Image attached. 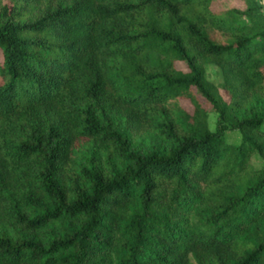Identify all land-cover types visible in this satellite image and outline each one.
Returning a JSON list of instances; mask_svg holds the SVG:
<instances>
[{"label":"trees","instance_id":"obj_1","mask_svg":"<svg viewBox=\"0 0 264 264\" xmlns=\"http://www.w3.org/2000/svg\"><path fill=\"white\" fill-rule=\"evenodd\" d=\"M192 261L264 264L262 1L0 0V264Z\"/></svg>","mask_w":264,"mask_h":264},{"label":"rangeland","instance_id":"obj_2","mask_svg":"<svg viewBox=\"0 0 264 264\" xmlns=\"http://www.w3.org/2000/svg\"><path fill=\"white\" fill-rule=\"evenodd\" d=\"M206 75H207V78L210 81H213L215 84H220L221 81H222V76H221L220 69L218 67L214 66V65H208L207 66V68H206ZM184 106L187 109H190V106L187 105L186 103H184ZM216 119H217V115L215 113L209 114V125H210V128L212 130L215 129ZM231 140L236 141L237 140V137L235 135H232L231 136ZM253 163L259 164V160L256 157H254L253 158ZM192 264H196V263L194 261H192Z\"/></svg>","mask_w":264,"mask_h":264},{"label":"bare ground","instance_id":"obj_3","mask_svg":"<svg viewBox=\"0 0 264 264\" xmlns=\"http://www.w3.org/2000/svg\"><path fill=\"white\" fill-rule=\"evenodd\" d=\"M262 1V3L264 4V0H261Z\"/></svg>","mask_w":264,"mask_h":264}]
</instances>
